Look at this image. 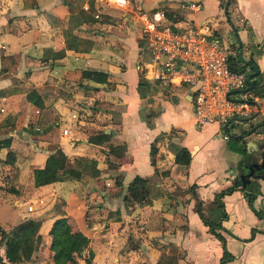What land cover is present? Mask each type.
Here are the masks:
<instances>
[{"label":"crops","instance_id":"obj_1","mask_svg":"<svg viewBox=\"0 0 264 264\" xmlns=\"http://www.w3.org/2000/svg\"><path fill=\"white\" fill-rule=\"evenodd\" d=\"M225 1L0 0V229L30 247L17 264H54L49 230L60 218L87 240L65 264H220L196 205L219 222L226 264H264V179H250L249 201L238 183L246 143L264 134L238 135L264 121V94L251 97L255 119H229L223 140L217 124L196 125L186 87L159 86L146 68L150 23L206 24L237 40L251 82L250 65L263 79L264 0H228L224 15ZM176 148L188 151L187 165L174 163ZM56 151L75 175L35 186L33 171ZM135 177L145 180L141 204L124 200ZM0 264H13L2 240Z\"/></svg>","mask_w":264,"mask_h":264},{"label":"built area","instance_id":"obj_2","mask_svg":"<svg viewBox=\"0 0 264 264\" xmlns=\"http://www.w3.org/2000/svg\"><path fill=\"white\" fill-rule=\"evenodd\" d=\"M144 31L151 81L164 88L186 87L196 125L215 123L220 137L227 140L226 122L234 116L248 117L252 107L245 81L250 69L242 61L235 64L232 46L206 24L150 23Z\"/></svg>","mask_w":264,"mask_h":264},{"label":"trees","instance_id":"obj_3","mask_svg":"<svg viewBox=\"0 0 264 264\" xmlns=\"http://www.w3.org/2000/svg\"><path fill=\"white\" fill-rule=\"evenodd\" d=\"M25 6V4H24ZM2 62L8 60L5 57L1 58ZM252 61L249 59L248 63ZM2 69L4 66L2 64ZM84 74L88 77H91L94 80H99L104 82L105 75L97 72H84ZM252 96H261L264 94V78H260L256 76L254 86L250 90ZM234 142L241 140L240 138H234ZM3 146H8V141L3 140L0 141V148ZM155 153L154 147L151 145L149 154H150V163L153 164V156ZM174 154V163L187 165L189 161V153L184 148H176L173 152ZM64 156L59 152L56 151L47 157L45 161V165L42 169H37L33 171V181L35 186L48 184L55 181H60L66 175H75L74 171L70 169H66L64 166ZM244 161V160H243ZM243 161L241 162L243 164ZM59 170H62L59 172ZM238 183L239 180H238ZM250 190V193L247 196L248 201L253 198L254 193L256 192V184L251 182L250 185L246 187ZM127 196L124 198L126 201H132L136 203H143L146 202V195L147 190L145 187V180L135 177L127 186ZM229 192L226 191V193ZM218 201V202H217ZM216 202L218 207L222 210V204L220 203L219 197L216 196ZM196 212L198 214L199 219L202 221L204 225L207 226L208 231L220 242L221 250H222V257L220 259V264H226L231 261L232 256L227 252L224 246V238L215 230L221 229L219 222H208L203 217L199 205H196ZM222 217H224V213H222ZM49 234L51 236V250L53 252L52 259L54 264H65L68 260V255L70 253H77L79 254L81 250L87 243L86 238L78 232H72L70 230L69 225L67 224L64 218L57 219L53 222ZM0 241L2 240L5 246V258L7 261L17 264L21 262L23 259L27 258L30 253V247L28 246H20L15 244L13 241L8 240V234L4 233L0 229Z\"/></svg>","mask_w":264,"mask_h":264},{"label":"water","instance_id":"obj_4","mask_svg":"<svg viewBox=\"0 0 264 264\" xmlns=\"http://www.w3.org/2000/svg\"><path fill=\"white\" fill-rule=\"evenodd\" d=\"M227 2L225 1L223 5V14H226V8H227ZM231 30L233 33H235V30L231 27ZM229 45H233L234 47L238 48V56L241 59L243 64H247L241 57V50L239 48V44L237 40L231 39L228 41ZM252 69L253 76H257L258 70L254 65H250ZM246 84L247 88L246 90H250L253 88L254 83L249 81V78H246ZM256 113H254L252 116L248 118H234L235 121H238L240 123H246L249 121H253L256 117ZM228 122H226L227 124ZM251 134H264V121H257L256 123H253L251 127L247 130L246 133L242 135H238V137H247ZM246 154H255L253 158H250L248 155L246 157V160L243 161L241 172L238 174V179L240 182L241 187H247L250 185L251 181L250 179H264V139H261L257 141V143H246Z\"/></svg>","mask_w":264,"mask_h":264},{"label":"rangeland","instance_id":"obj_5","mask_svg":"<svg viewBox=\"0 0 264 264\" xmlns=\"http://www.w3.org/2000/svg\"><path fill=\"white\" fill-rule=\"evenodd\" d=\"M222 15H223V14H222ZM223 16H224V15H223ZM224 18H225V16H224ZM222 34H223L224 36L226 35V33H224V32H222ZM223 41H224V40H223ZM174 92H175V91H174ZM174 92H172V93H174ZM162 94H163V96H166L165 99H167V100H170V99L173 98V95L171 94V92L165 94V92L162 91ZM250 94L252 95L251 91H250ZM144 114H145V113H144ZM230 133H231V132H230Z\"/></svg>","mask_w":264,"mask_h":264}]
</instances>
